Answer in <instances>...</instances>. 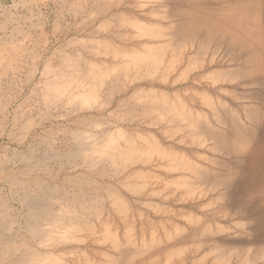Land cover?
<instances>
[{
	"label": "bare ground",
	"instance_id": "6f19581e",
	"mask_svg": "<svg viewBox=\"0 0 264 264\" xmlns=\"http://www.w3.org/2000/svg\"><path fill=\"white\" fill-rule=\"evenodd\" d=\"M36 1L0 19L39 117L0 264H264V0Z\"/></svg>",
	"mask_w": 264,
	"mask_h": 264
},
{
	"label": "rangeland",
	"instance_id": "374dc122",
	"mask_svg": "<svg viewBox=\"0 0 264 264\" xmlns=\"http://www.w3.org/2000/svg\"><path fill=\"white\" fill-rule=\"evenodd\" d=\"M14 2H16V4L18 5L21 2V0H0V19L1 20L7 19L9 16L8 15L9 13H16L20 17H24V15L26 14L25 8H23L21 6H16L14 8L13 7ZM36 3H37L36 5L40 4L38 0L36 1ZM24 25L26 26V21H25ZM5 28H6V30H4V32H2V35L0 33V38L8 43L9 41H8V38H6V37H7V34L9 33V30L11 28L10 24H7ZM4 46H6V45H4ZM3 81H4V82H2L3 90L1 93L2 95L0 97V101H1V105H2L3 109H4V107H7L8 111H9V115L8 116H4V114L2 115L3 109L0 108V133H1V131L3 132V133H1L3 135L0 134V137H1L0 138V173H1L2 169L3 170L6 169L4 174L8 173V171H14L16 174L19 175L20 169L29 168L28 166H30L34 162V160L36 161V159H33V161L32 160L29 161V159H26L27 161H25V162L22 160L20 161L18 159L16 160L15 155L12 156V154H13L12 150L16 146L15 145V143H17L16 140L19 138L20 134H22L21 133L22 130L24 131L25 130L24 128L28 126V123H29L28 121L31 120L32 123H34V124L39 123V117L37 116L38 115V111H37L38 106L33 101L34 97L31 95V91H30L33 88V86H32L33 83L32 82H29V83L24 82L25 81L24 75H20V76H17L15 78H11L10 75H7L3 79ZM28 95L31 97H28ZM14 109H15V111H14ZM105 116H107V112H106ZM14 117H16V119H14ZM13 122L15 125L13 124ZM56 125H57V123H56ZM44 127H47V124L44 125ZM11 131L13 132L12 134H14V136L11 137L12 140H8L6 135L8 134V132H11ZM40 135L41 134L39 131L33 132L29 136L27 142L24 144L25 147L22 146V147H19L18 149L23 151V152L26 151V148H28L32 143H34L35 141L42 138V135L41 136ZM59 136L61 137V135H58V136L54 135V137H53L56 149L58 147L57 144H59V143H62V146H64V147L66 145L68 146V143H70L69 138L67 136L64 138L63 137L60 138ZM62 138H63V141H60ZM27 144H28V147H27ZM214 156L223 162H227V163L230 162V160H228L225 156L218 155L217 152L214 154ZM55 164H56V162H52L51 164H49L50 167H52V169H54L53 172L55 170L57 171V169H56L57 164L56 165ZM2 175L3 174H0V197L1 196H3V197L0 198V201H1V199L4 198V195H5L6 199L4 198V200H6L7 202H10V193L12 190L9 186L8 181H5L6 177L4 175L3 176ZM54 175L56 176V174H53L51 178H50V176H46L47 177L46 179H49L51 181H56L57 177H55ZM33 177H35V176L31 175L28 177L27 176L23 177V179H27V178L33 179ZM53 178H55V179H53ZM232 191H233V193H232ZM234 191L235 190H231V192L228 191V193H230L229 195H231V193H232V195L235 196V198L239 197V195L237 194V191L236 192H234ZM224 193H227V192H224ZM229 195H227V196H229ZM225 197H226V195H225ZM253 209L256 211L257 207L253 205ZM254 213H256V212H254ZM250 220H251L253 228H255L256 225L257 226L264 225V215H262V219H261V216H259L257 214H253V215H251ZM258 236L259 235H255V233L253 232L252 239L257 238Z\"/></svg>",
	"mask_w": 264,
	"mask_h": 264
}]
</instances>
